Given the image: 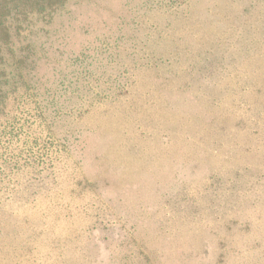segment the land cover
<instances>
[{"label": "rangeland", "instance_id": "1", "mask_svg": "<svg viewBox=\"0 0 264 264\" xmlns=\"http://www.w3.org/2000/svg\"><path fill=\"white\" fill-rule=\"evenodd\" d=\"M111 2L0 140V264H264V0Z\"/></svg>", "mask_w": 264, "mask_h": 264}, {"label": "trees", "instance_id": "2", "mask_svg": "<svg viewBox=\"0 0 264 264\" xmlns=\"http://www.w3.org/2000/svg\"><path fill=\"white\" fill-rule=\"evenodd\" d=\"M99 10L107 16L115 13L111 0H0V140L23 141L34 127L36 137L40 132L47 144L38 102L45 95L40 72L53 66L55 47L63 45L57 32L75 28L78 15L91 18L89 13ZM79 89L73 94L79 96ZM50 100L54 98H42ZM24 128V134L14 133Z\"/></svg>", "mask_w": 264, "mask_h": 264}]
</instances>
